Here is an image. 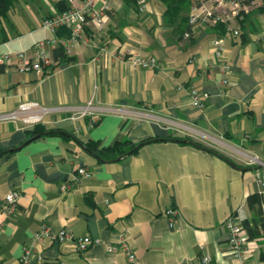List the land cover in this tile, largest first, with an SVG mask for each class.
<instances>
[{
  "label": "crops",
  "instance_id": "1",
  "mask_svg": "<svg viewBox=\"0 0 264 264\" xmlns=\"http://www.w3.org/2000/svg\"><path fill=\"white\" fill-rule=\"evenodd\" d=\"M61 1L16 0L0 20V52H29L51 37L41 20L59 12ZM164 11L161 0H144L142 9L134 0H112L100 31L89 22L69 51L46 45L49 63L41 71L0 69V114L26 100L93 104V115L60 109L38 123L63 134L30 139L35 125L0 122V203L11 190L20 193L12 214L0 216V264H200L204 251L216 264H238L224 223L232 213L258 218L250 195L260 196L263 220L261 234L245 245L244 263L264 264V165L248 163L252 156L264 161V10H252L238 35L217 25L195 28L190 39L180 38ZM214 38L228 72L214 57ZM130 54L157 64L132 68ZM191 85L209 93L204 108L192 104ZM151 138L119 159L86 150L89 143L102 149ZM80 167L90 175L72 183ZM168 208L177 211L173 227ZM45 226L92 243L79 252L72 240L34 238ZM122 241L135 261L119 249L107 252V243Z\"/></svg>",
  "mask_w": 264,
  "mask_h": 264
},
{
  "label": "built area",
  "instance_id": "2",
  "mask_svg": "<svg viewBox=\"0 0 264 264\" xmlns=\"http://www.w3.org/2000/svg\"><path fill=\"white\" fill-rule=\"evenodd\" d=\"M66 9L59 11L51 16L44 17L41 20L40 26L52 33V36L47 39L36 41L33 44L31 51L19 52H0V69L3 67L13 69L19 72L36 71L39 72L49 63V58L46 52V45L63 46L68 51V45L77 41L81 36L84 27L91 22L96 30H101L108 19V11L111 8L112 0H65ZM101 1V7L95 8L96 2ZM139 5L140 9L144 6V0H134ZM252 10H264V0H194L189 8L188 25L182 38L190 39L195 33V28H205L207 26L221 25L226 33L238 35L240 32V25L245 20L246 16ZM67 28L70 31L68 37H59L57 32L61 28ZM211 48L214 57L220 62L221 68L224 72L229 71V65L223 59V46L219 38H214L211 43ZM127 62L132 68H153L157 64L155 57L144 58L137 54H130ZM223 86L227 85V79L222 80ZM224 91V89H222ZM189 97L193 105L198 108H204L206 101L209 98L207 91L200 90L194 85L188 88ZM66 109L75 111L79 116L93 115L92 99L88 100L84 105L78 107H49L42 105L35 100H26L18 104L17 108L0 114V122H21L26 127H33L34 125L43 122L46 114L54 111ZM95 122V118L91 116L90 124ZM249 164L264 165V162L255 156L248 160ZM89 171L85 167H80L77 172L71 176L72 183L80 181L82 178L88 177ZM68 184H63L61 189L66 190ZM19 191L11 190L7 193L0 203V216L4 213L11 215L17 205L19 198ZM165 215L169 217V226L173 227V218L177 216V211L174 208H168ZM243 217L239 213L230 214L224 225L228 237L226 245L230 254L236 257L238 264L244 263L245 245L248 242V235L246 229L243 227ZM1 226V225H0ZM42 235L49 237L51 240L64 242L72 240L75 244L76 250L83 252L91 245L92 240L88 235L73 237L65 229L57 232L51 231L49 227H43L40 231L33 234L34 238H39ZM125 253L130 261H135V255L130 249L129 245L122 241L119 245L107 243V252H115L117 250ZM28 258L26 251L20 257V262L25 263ZM41 260V256L37 257ZM200 264H216L208 251L202 252L200 256Z\"/></svg>",
  "mask_w": 264,
  "mask_h": 264
},
{
  "label": "trees",
  "instance_id": "3",
  "mask_svg": "<svg viewBox=\"0 0 264 264\" xmlns=\"http://www.w3.org/2000/svg\"><path fill=\"white\" fill-rule=\"evenodd\" d=\"M15 1L16 0H0V20L2 18L7 17V14L13 8ZM161 2L165 6V11H164L165 18L170 24L175 26L180 38H182L183 33L189 29L188 13H187V6H189V0H161ZM57 5L59 6V11H62L66 9L67 7L65 0L64 2L63 1L58 2ZM61 31H66V37L70 35V31L67 28L63 27L59 29V32H58L59 37H61L60 35ZM58 48L60 50L64 47L59 45ZM63 133L65 132L61 130H56V129H48L46 131H43L41 130L39 124H36L33 128L32 136L36 134L40 136L42 134H63ZM154 140H156V138L147 139L136 145L130 144L126 140H120V141H115L112 145L102 148V149H97L96 147L97 144L89 143L86 147L91 153L93 154L95 153L96 156H98L99 160L106 161V160L117 159L118 157H123L127 155L126 153L132 148H134L135 146L137 145L142 146L144 143L151 142ZM254 203H256L257 205L256 213L258 215V218H254L255 220L251 222L250 220H244L242 222L243 227L246 229L248 238H253L261 234L260 229L262 228L263 218L260 215L261 213H260V196L259 195L248 196L247 204L249 205V207L254 208Z\"/></svg>",
  "mask_w": 264,
  "mask_h": 264
},
{
  "label": "water",
  "instance_id": "4",
  "mask_svg": "<svg viewBox=\"0 0 264 264\" xmlns=\"http://www.w3.org/2000/svg\"><path fill=\"white\" fill-rule=\"evenodd\" d=\"M38 135L36 134V135H34V136H32L30 139H32V138H35V137H37ZM30 139H28V140H30ZM139 147V145H137V146H135L134 148H132L131 150H129L126 154L128 155V154H130V153H132L136 148H138ZM86 150H87V148H86ZM97 158H98V156H96ZM119 158H121V157H118L117 159H119ZM264 162V161H263Z\"/></svg>",
  "mask_w": 264,
  "mask_h": 264
}]
</instances>
